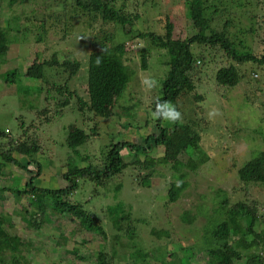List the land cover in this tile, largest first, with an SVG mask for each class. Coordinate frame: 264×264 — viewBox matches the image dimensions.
I'll return each mask as SVG.
<instances>
[{"label":"rangeland","instance_id":"374dc122","mask_svg":"<svg viewBox=\"0 0 264 264\" xmlns=\"http://www.w3.org/2000/svg\"><path fill=\"white\" fill-rule=\"evenodd\" d=\"M248 1L253 4L254 21L240 10ZM184 3L185 0H129L124 4L129 8L125 9L131 14L135 12L137 18L125 28L119 25L114 28L111 23L103 28L99 21L92 18L83 21L78 17L64 35L48 20L41 31L37 28L39 25L33 19H41L46 14L37 0L16 6L0 2L1 24L4 28L10 27L8 40L13 39L5 62L0 64V75L17 69L21 78V84H8L0 77V129L4 130L6 139L12 141L10 148L26 142V136H34L39 146L34 159L41 165L36 187L59 189L68 185L63 175L72 154L66 149L65 140L76 128L89 137L78 148L81 157L87 160L79 166L102 162L113 143L140 144L145 137L158 134L157 121L151 113L153 102L161 96V81L168 72L167 53L150 39L138 35L163 34V22L167 19L173 23L174 38L183 40L196 34ZM233 12L236 17L225 26ZM210 16L213 30L226 32L236 42L243 40L255 55L264 53V0H227L222 7L211 11ZM103 33H112V44H121L124 48L123 62L131 77L121 96L107 94L104 112L98 117L86 107L80 113L78 99L88 101V54L99 49ZM106 45H110L109 41ZM35 58L80 62L78 73L69 81L70 95L63 90L56 100L43 90L39 92L42 83L26 76ZM211 65L212 61L207 58L201 66V74L195 75V91L181 96L174 104L181 113L177 121L189 124L198 134V150L178 153L166 163L158 162L165 155L160 146L137 156L123 150L121 154L127 167L121 174L104 182L100 188L79 181L80 188L67 199L72 203L79 200L83 210L101 219L106 240L97 233L83 232L75 218L55 213L49 202L39 211L36 203L29 204L23 194L16 200L11 189L24 190L38 166L29 164L24 154L12 152V157L26 170L9 164L0 166V214L15 226L14 232H9L11 235L16 233L31 242V247L24 251L26 264H94L102 245L107 253L111 251L115 234L119 235L124 249L112 260L108 256V264H181L184 259L187 264H206L204 251L216 224L223 219L218 209L224 199L228 206L239 201H257L259 210L264 213V184L245 186L236 176L244 163L264 151V69L257 78L252 76L254 80L250 79L249 68L242 70L243 80L229 90L216 85V72L212 80L208 73ZM148 82H154V86L149 87ZM199 94L204 99L195 102L192 97ZM66 99L68 104L61 109L60 104ZM18 120H22L21 128ZM10 148L6 146L3 150ZM193 152L203 163L196 161L198 157L188 156ZM144 161H152V167L142 166ZM196 164L199 166L194 169ZM171 183L185 184L174 203L167 197ZM118 204L128 216V221L122 223V235L113 230L106 212L108 207ZM24 209L29 212L27 217L35 215L33 229H27L19 213L23 215ZM128 226L132 237L125 233ZM162 232L166 235L159 236ZM56 242L63 247H58ZM73 248L79 250L84 257L82 260L71 253ZM157 255L159 258H155Z\"/></svg>","mask_w":264,"mask_h":264},{"label":"trees","instance_id":"16d2710c","mask_svg":"<svg viewBox=\"0 0 264 264\" xmlns=\"http://www.w3.org/2000/svg\"><path fill=\"white\" fill-rule=\"evenodd\" d=\"M27 1L0 0V2H6L9 6L23 5ZM128 1L37 0L44 7L46 14L41 19L34 18L33 20L37 21L39 25L37 28L40 31L44 28L45 21L48 20L52 25L61 29L64 35L73 27V22L78 17L83 21H87L89 18L99 21V26H103V28L105 24L109 25L110 23L114 28L118 25L125 28L132 19L137 18L135 12L131 14L126 11L125 8H129L125 6ZM226 1L213 0V3H211L210 0H185L187 17L197 29V33L190 38L183 40L174 38V26L169 19L163 22V34L149 32L138 35L140 38L150 39L158 49L165 50L167 53L166 66L168 72L165 79L161 81V96L153 102L152 112L156 109L157 104L167 102L174 106L181 96L195 91V75L201 74V66L207 58L212 61L208 73H210L213 80V75L216 72L215 83L219 87H225L229 90L236 88L244 78L242 74L244 69L249 68L251 70L250 79L252 80H254L252 76L257 78L261 75L260 70L264 69V53L261 56L255 55L243 40L236 42V39L228 37L226 32H217L211 28V11L222 7ZM119 4H121V7H118ZM252 5L248 1L247 6L241 7L240 10L248 13L251 21H254L255 14L251 11L253 9H251ZM233 14L231 20H226L225 26H228L234 20L236 13L233 12ZM9 32L10 27L4 28L0 17V64L5 62V56L8 53L10 44L13 42L12 38L11 41L8 40ZM16 32H20V30L16 29ZM108 34L103 33L99 42V49L90 51L88 54V101L85 103L78 99L80 101L79 112L82 111L83 107H86L90 113L98 117L102 116L104 112L107 94L111 93L116 97L121 96L126 90L131 77L130 70L123 62L124 48L121 44H112L113 34ZM39 39H41V35H39ZM108 41L110 45H106ZM219 51L222 52L221 55ZM98 60L99 63H97ZM79 69L80 62L75 60H64L61 63L54 58L50 60L35 58L32 65L27 69L26 76L31 81L42 83V86L38 88L40 93L43 90L45 94L53 96L57 100L63 90L70 95L68 90L69 81L78 73ZM0 77L8 84H21L17 69L9 70ZM62 77L63 84L60 85ZM192 99L195 102H202L204 97L199 94L194 95ZM67 104L66 99L60 104V108L63 109ZM20 121L22 120H18V127H20ZM156 121L157 135L145 137L140 144L127 141L113 143L108 148L102 162H87L83 166H79V163L87 160L81 157L78 148L84 145L89 137L83 130L76 128L75 132L68 134L65 140L66 149L72 156L69 157L67 171L63 175V179L68 185L63 188L42 189L35 186V180L41 172V165L34 159V156L39 152V146L34 136L31 138L26 136V142H19L15 147L10 148L12 141L7 140L4 130L0 129V145H2L0 147V166L9 164L26 170V167L12 157V152L17 151L27 156L29 164L38 166L37 173L30 177L24 186V190L11 189L16 200L23 194L29 204L36 203L39 211H42L44 206H47L46 202H49L50 208L55 213L59 212L60 215L66 214L75 218L83 232L97 233L102 239L106 240V232L101 224V219L95 216L96 214L83 210L81 208L83 205L80 204L82 202H78L79 200L78 203L73 202V204L67 199L77 191L79 181L84 184L92 183L93 186L100 188L104 182L121 174L127 167L121 154L123 150L137 156L138 154H146L152 147H163L165 155L159 159V163H166L170 157H174L178 153L186 154L190 150H198V134L189 124L177 120L156 119ZM28 139L30 140L28 141ZM171 143L174 144L173 147ZM6 146L10 148L8 151L3 150ZM195 153L188 154V156L195 159L198 157L195 156ZM198 160L200 164L203 163L200 157L196 161ZM152 161L148 163L144 161L142 166H145V168L152 167ZM198 166L196 164L194 169ZM149 174L151 175V172ZM236 176L245 186L264 184V151L259 152L255 157L244 163L238 169ZM184 188L185 184L176 185L171 183L167 193L169 202H176ZM218 210L222 211L223 219L216 224L212 231L209 246L204 251L207 257L206 264H264V213L259 210L258 202L239 201L228 206L227 199H224ZM106 212L109 215L113 230L122 235L124 232L122 223L128 221L123 206L118 204L108 207ZM19 213L27 225V229H33L36 224L34 222L35 215L32 218L27 217L29 212L26 209H24L23 215L21 211ZM14 230L15 226L10 219L0 214V264L28 263L24 251L31 247V242H27L26 239L16 233L13 235L9 233L14 232ZM125 233L128 237L133 236L129 226L127 229L125 228ZM161 234L166 235L162 232L159 233V236ZM111 243L112 247L109 253L105 251L106 247L102 245V250L98 252L94 264H108V256L112 260L118 252L124 249L121 248L122 244L117 234L113 236ZM55 244L58 247H63L60 242ZM135 251L137 252V250ZM71 253L80 260L84 258L79 254L77 248H73ZM261 253L263 254L261 255ZM155 258H159V255ZM182 261L187 264L185 259ZM182 261L181 264H183Z\"/></svg>","mask_w":264,"mask_h":264},{"label":"clouds","instance_id":"9594fccd","mask_svg":"<svg viewBox=\"0 0 264 264\" xmlns=\"http://www.w3.org/2000/svg\"><path fill=\"white\" fill-rule=\"evenodd\" d=\"M99 63V60L97 61ZM149 87L154 86V82H148ZM153 119H164L176 121L181 118V113L171 103L157 104L156 109L151 113ZM211 115V113H210Z\"/></svg>","mask_w":264,"mask_h":264}]
</instances>
